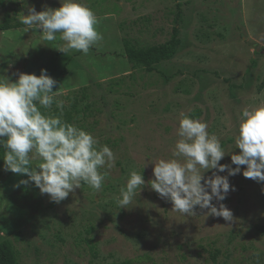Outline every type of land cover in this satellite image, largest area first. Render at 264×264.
<instances>
[{"label": "rangeland", "instance_id": "obj_1", "mask_svg": "<svg viewBox=\"0 0 264 264\" xmlns=\"http://www.w3.org/2000/svg\"><path fill=\"white\" fill-rule=\"evenodd\" d=\"M2 2L0 23L9 14L12 24H21L18 17L29 6H61L60 0ZM83 2L95 12L103 37L87 55L64 54L56 49L64 43L59 34L43 41L42 33H25L21 24L0 32V75L14 81L18 71L39 75L47 69L57 81L62 118L72 113L73 124L107 144L115 166L99 192L82 182L57 204L34 182L15 187L28 177L4 171L3 164L0 243L12 244L20 264H264V182L245 178L246 166L229 177L236 189L222 202L233 211L229 222L199 206L192 216L173 211L151 189L154 164L147 163L171 156L181 112L206 121L226 154H239L242 111L264 102V0ZM176 25L181 45L173 59L155 72L128 61L124 40L138 48L160 45ZM41 111L61 115L55 102ZM220 163L231 164V154ZM133 170L143 171L145 187L121 209L117 198Z\"/></svg>", "mask_w": 264, "mask_h": 264}, {"label": "clouds", "instance_id": "obj_2", "mask_svg": "<svg viewBox=\"0 0 264 264\" xmlns=\"http://www.w3.org/2000/svg\"><path fill=\"white\" fill-rule=\"evenodd\" d=\"M60 4L55 9L45 6L42 11L29 6L27 14L18 17L26 26L24 32L37 30L42 33L41 39L49 42L59 34L64 43L56 49L64 54L76 50L87 55L103 38L97 30L95 12L83 0H60ZM13 76L18 78L13 81L0 75V147L5 150L4 171L28 177L15 187L34 182L41 194H48L57 204L81 188L82 182L99 192L107 170L115 166L113 150L107 144L101 145L91 132L62 119L64 105L55 99L59 90H53L57 81L47 69H41L39 75L18 71ZM54 102L60 116L41 111L51 109ZM208 128L206 121L181 112L179 138L171 156L147 162L154 164V179L148 183L162 199L172 203L173 211L192 216L199 206L208 210L207 215L231 222L233 211L222 203L230 190H236L229 177L241 173V166H246L245 178L264 182V102L242 111L235 140L239 154H226L220 137ZM229 154L231 164H221ZM34 159L39 161L35 167ZM209 170L215 171L205 178ZM224 172L227 175L219 174ZM145 183L143 171H131L120 189L119 207L128 208Z\"/></svg>", "mask_w": 264, "mask_h": 264}, {"label": "trees", "instance_id": "obj_3", "mask_svg": "<svg viewBox=\"0 0 264 264\" xmlns=\"http://www.w3.org/2000/svg\"><path fill=\"white\" fill-rule=\"evenodd\" d=\"M3 5L2 0H0V6ZM180 9V6H178ZM181 11L179 10L177 13L176 22H179L181 19ZM11 18L9 14H6L2 23H0V32L6 31L12 28H20L21 24H12ZM181 45L180 40V30L176 25L172 30L171 38L163 44L147 46L143 48H138L133 45L130 41L124 40L123 46L125 55L128 61L134 67L144 68L147 72H155L157 70V65L164 61H170L173 59L178 49ZM254 63V60H252ZM55 90V86L54 89ZM45 110V109H41ZM63 119V118H62ZM63 120L68 123H72L73 117L72 113L68 112V116ZM4 148L0 147V167L3 166V156H4ZM0 264H20L18 254L13 248L12 244L9 241H4L0 243ZM114 264H134L131 260H126L121 263Z\"/></svg>", "mask_w": 264, "mask_h": 264}]
</instances>
